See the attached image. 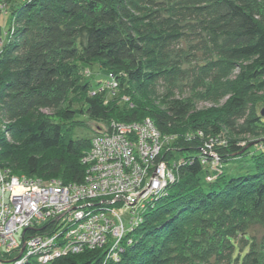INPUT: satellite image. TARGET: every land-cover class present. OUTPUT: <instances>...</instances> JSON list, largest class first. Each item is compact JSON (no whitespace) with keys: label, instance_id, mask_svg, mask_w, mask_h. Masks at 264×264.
Wrapping results in <instances>:
<instances>
[{"label":"trees","instance_id":"obj_1","mask_svg":"<svg viewBox=\"0 0 264 264\" xmlns=\"http://www.w3.org/2000/svg\"><path fill=\"white\" fill-rule=\"evenodd\" d=\"M4 6L0 168L44 182H83L82 159L95 133H67L78 114L103 122L104 130L112 121L149 119L168 139L159 159L175 164L176 180L142 209L118 260L106 259L102 246L46 264H264V117L246 114L245 97L264 90V80L256 81L264 78V0H6ZM189 35L217 56L212 67L250 60L235 76L236 88L243 83L237 93L219 87L231 97L224 123L235 137H224L213 115L191 118V105L171 93L157 95L158 105L146 100L159 79L175 80L165 61ZM94 66L115 83L111 92L82 75ZM212 67L201 69L203 81L219 79ZM213 81L207 89L215 94ZM245 135L254 140L238 138ZM210 141L219 156L211 180L201 163ZM240 151L249 155L244 171L226 174Z\"/></svg>","mask_w":264,"mask_h":264},{"label":"built area","instance_id":"obj_2","mask_svg":"<svg viewBox=\"0 0 264 264\" xmlns=\"http://www.w3.org/2000/svg\"><path fill=\"white\" fill-rule=\"evenodd\" d=\"M163 140L149 119L112 121L93 135L81 183L44 182L0 168V264H46L102 246L106 259L118 260L142 209L176 180L174 162L159 159ZM201 151L211 180L219 156L211 141Z\"/></svg>","mask_w":264,"mask_h":264},{"label":"rangeland","instance_id":"obj_3","mask_svg":"<svg viewBox=\"0 0 264 264\" xmlns=\"http://www.w3.org/2000/svg\"><path fill=\"white\" fill-rule=\"evenodd\" d=\"M5 1L6 0H0V25L4 29L7 26V22L9 20V13L6 11V8L4 6ZM189 37V39L181 38L179 42H176L174 45H172L165 61V63H167L169 67H173L172 72L176 76L175 80L172 81L170 79H159L155 83V87L153 88V92L155 94L149 93L146 100L150 104L158 105L160 100L155 99L157 95L159 96V98H162V95L171 93L172 96L181 100H185L191 105V118H203L208 115H213V118L218 123L217 125H219L218 127L221 133L224 135V137H227L229 139L234 133L228 130V126H226V124L224 123V118L229 116L231 111L223 107H226V101H228L231 97L228 93L225 95H221L220 92L223 89L221 90L219 87H224L227 91H235L234 93H237L239 90V86H241L243 83L239 82V85L236 88L237 78H235V76L237 75L238 71L241 70V68L243 69L248 65L250 60L236 61L231 66L225 65L223 67L222 65H220L217 68L212 67L211 61L216 60L217 56L214 53H211L210 48L207 49L202 43L198 42L197 38L192 35H189ZM206 65H209L210 68L212 67V75L216 74V76H219L218 80H214L215 82H217V88H215L217 90H215V94H213V91H209L207 89L208 82L209 84H211V81H213V79H210L209 81L202 80L201 75H203V73L201 72V69H209L203 68ZM214 69H216L217 72H215L216 70ZM82 75L91 79L94 87H96L97 85V89L104 88L102 92H111V89H114L113 84H110L111 79L106 74V72L98 71V68L96 66L82 70ZM262 80H264V78L258 79L256 81L261 82ZM211 85L210 87H215L214 83H212ZM132 97L133 99H138V97L134 93H132ZM245 97L246 107H248L246 114L253 110V112L260 115L261 111L264 109V90H259L254 93L248 92ZM42 112L48 115L51 121H60L52 114L51 111L42 110ZM261 117L264 116L261 115ZM98 126H100L102 129L105 127V125L101 121L91 120L85 114H78L75 117V121L67 123L65 128L69 130L67 133L72 138H79L86 136L91 137L99 130ZM235 136L236 135L234 134L232 137ZM241 137L247 140L253 139L249 135L240 136L238 138L240 139ZM262 138H264V133L262 134ZM165 140L168 141V139ZM242 142L243 141H241V143ZM243 143L245 144V142ZM242 153L243 152L240 151L232 155L234 158L231 162H229V164L226 165V174H235L239 171H244L242 167H244V164H247L248 161H246L245 159H248L249 155L241 156ZM53 154H56L55 151L45 153L43 159L47 160L49 158V156L47 155ZM167 164H169V162H167ZM195 263L192 261V259H187L186 263L184 264Z\"/></svg>","mask_w":264,"mask_h":264},{"label":"water","instance_id":"obj_4","mask_svg":"<svg viewBox=\"0 0 264 264\" xmlns=\"http://www.w3.org/2000/svg\"><path fill=\"white\" fill-rule=\"evenodd\" d=\"M261 115H263V116H264V109L261 111Z\"/></svg>","mask_w":264,"mask_h":264}]
</instances>
